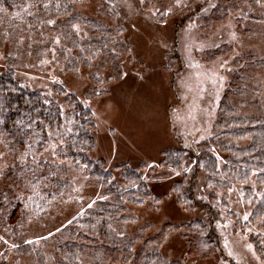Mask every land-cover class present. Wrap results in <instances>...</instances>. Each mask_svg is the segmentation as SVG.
<instances>
[{
	"label": "rangeland",
	"instance_id": "374dc122",
	"mask_svg": "<svg viewBox=\"0 0 264 264\" xmlns=\"http://www.w3.org/2000/svg\"><path fill=\"white\" fill-rule=\"evenodd\" d=\"M58 5L48 0L50 18L25 32L0 30V70L12 69L22 86L55 100L64 113L65 96L74 95L88 107L95 121L90 156L102 159L113 176L116 164H152L169 146L192 155V160L186 158L180 185L197 202L191 210L175 201L173 186L180 178L175 169L143 168L152 197L144 205L132 206L131 218L112 224L111 233L138 237L139 246L143 239L169 228L157 250L178 264H264L258 250V246L264 249V216L260 220L253 216L256 202H251L257 171L217 190L210 204L212 191L203 188L205 173L194 160L199 146L206 143L221 167L224 157L234 154L225 149L244 150L253 142L254 135L231 133L247 126L237 122L264 120V0L78 2L74 7L84 16L123 25L128 47L117 49L119 71L103 49L83 48L82 41L91 33L83 19L66 21L65 29L56 26L63 19L54 16ZM108 73L116 76L105 79ZM70 125L52 131L50 143L36 156L62 166L69 189L48 216L25 224L19 234L25 241L48 239L85 209L109 200L84 166L58 155ZM10 164L8 151L0 144V176ZM190 217L207 223L216 244L213 254H189L178 225Z\"/></svg>",
	"mask_w": 264,
	"mask_h": 264
},
{
	"label": "trees",
	"instance_id": "16d2710c",
	"mask_svg": "<svg viewBox=\"0 0 264 264\" xmlns=\"http://www.w3.org/2000/svg\"><path fill=\"white\" fill-rule=\"evenodd\" d=\"M55 1L59 5L53 9L54 16L63 18L56 26L65 29L66 21L74 23L77 19H83L82 22L91 30L90 36L82 41L83 48L88 52L103 49L119 71L117 49L128 47L122 37L123 25L84 16L74 7L82 0ZM46 2L48 0H0V30L25 32L29 26L44 23L50 18ZM115 76L116 74L108 73L105 79ZM61 101L67 106L66 113L59 103L47 98L41 91L22 86L14 78L12 69L4 66L0 70V144L11 158V164L0 176V264L180 263L165 260L157 250L158 243L169 228L161 229L136 246L138 237L113 235L110 227L129 220L130 208L144 205L146 198L152 197L150 186L141 172L143 168L175 169L180 174L173 186L177 192L174 193L175 201L177 205L191 210L197 202L181 187L188 152L169 146L161 150L159 159L152 164H116L117 174L113 176L104 167L102 159L90 156L95 145V121L91 110L74 95L65 96ZM69 122V132L62 137L63 146L58 155L84 166L85 172L99 182L103 195L109 200L98 202L94 208L85 209L83 214L73 217L65 230L60 229L58 234L48 239L25 241L19 236L25 224L48 216L53 206L69 189L62 166L36 159L50 143V133L66 130ZM244 122H237V125L247 126L238 127L231 133L239 137L254 135L253 142L244 150L225 149L234 151V154L222 158L221 167H218L219 162L211 156L206 143L199 146L200 150L194 154L193 159L197 168L205 173L203 188L209 187L212 191L208 196L210 204L217 190L229 187L231 182L241 181L244 176L248 178L250 173L257 171L256 192L249 196H252V203L256 202L252 214L260 220L264 216V120ZM189 157L192 160V155ZM250 190L247 189L252 194ZM257 194H261L259 199ZM178 227L186 237L190 247L189 254H213L216 244L209 237L206 222L198 217H190ZM48 242H51L50 252L45 249ZM261 249L258 246L264 259V249Z\"/></svg>",
	"mask_w": 264,
	"mask_h": 264
}]
</instances>
